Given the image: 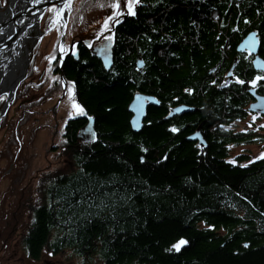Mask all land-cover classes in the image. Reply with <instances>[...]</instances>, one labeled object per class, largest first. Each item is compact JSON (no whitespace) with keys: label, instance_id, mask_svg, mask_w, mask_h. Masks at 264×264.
<instances>
[{"label":"trees","instance_id":"16d2710c","mask_svg":"<svg viewBox=\"0 0 264 264\" xmlns=\"http://www.w3.org/2000/svg\"><path fill=\"white\" fill-rule=\"evenodd\" d=\"M143 1L145 15L120 25L109 68L89 54L63 62L94 135L76 136L86 119L67 121L69 165L45 183L29 244L37 252L53 236L106 264H264V155L244 163L225 148L264 133L221 130L250 111L249 87L264 95L263 79L251 84L262 75L253 54L237 51L255 32L264 59V0ZM136 92L157 103L133 130ZM177 105L191 110L165 119ZM194 128L206 148L188 140Z\"/></svg>","mask_w":264,"mask_h":264},{"label":"rangeland","instance_id":"374dc122","mask_svg":"<svg viewBox=\"0 0 264 264\" xmlns=\"http://www.w3.org/2000/svg\"><path fill=\"white\" fill-rule=\"evenodd\" d=\"M5 2L0 0L1 5ZM117 2L120 0H71L65 8L63 40L56 4L50 3L39 18L38 28L35 26V30H32V38L27 41L28 65L25 76L9 97L5 92L0 93V200L5 198V194L14 193L6 190L7 184L11 185L10 188L18 192L11 209L18 205L24 183L32 186L29 193L35 197L39 194L38 190L34 191L36 185H45L53 174L69 165L63 154L64 141L60 133L64 120L72 113L76 117L81 108L74 99L72 84L61 83V88H58L60 80L64 79L66 83V79L58 76L60 68L56 65L68 53L67 46L70 49L73 47L74 38L83 37L84 32L91 28L100 30L102 39L107 38V42L94 46L91 53L94 49H103L104 54L108 55L112 42V9ZM62 46L65 49L61 51ZM260 78V75L255 76L251 84ZM259 114L262 116L250 114L245 120L234 121L233 129L264 132V115ZM197 136V133L193 134V137ZM231 152L233 155H247L244 161L247 163L264 155V141L233 146ZM36 189H41L43 195L42 187ZM74 263H79L76 256Z\"/></svg>","mask_w":264,"mask_h":264},{"label":"flooded vegetation","instance_id":"af4514ba","mask_svg":"<svg viewBox=\"0 0 264 264\" xmlns=\"http://www.w3.org/2000/svg\"><path fill=\"white\" fill-rule=\"evenodd\" d=\"M178 1H181V0H173L171 3H177ZM185 1H187L189 4L196 2V0H185ZM116 4H118V9L117 8L112 9L114 13V19L110 26L111 28L110 33L113 38L112 42H114L113 44H115V42L117 41V38H118L117 31L119 30L120 25L123 24V22L126 21L127 19L138 20V16L139 15L144 16L145 15L144 10L148 8L147 2L143 0H138V3L135 4V6L132 9V11H134L135 14L132 15V14H128L127 5L124 1L122 2V0H120V2H117ZM212 15L214 19L216 20L217 14L215 11L212 12ZM116 21H119V22H116ZM164 31L166 30L161 31L158 37L159 39H162V38L164 39V38L169 37L168 33ZM84 34L85 35L81 38L79 37L74 38V45L73 47H71V49L69 48V46H67V48L69 49L66 48V50H68L69 54L66 56L65 59L74 58L76 60L77 58L74 56L75 54L77 55L78 59L80 58L81 55H85V54L94 56L95 55L94 52L91 53L92 48H95L94 46H96L97 44L107 42V38L102 39V36H101L102 33L98 29L91 28V30L84 32ZM109 49L110 50L112 49V45L111 47L109 46ZM65 59L63 60V62L65 61ZM58 61L60 63V60ZM63 62L61 64L57 63L56 65L57 68H60L58 69V72H60V75L62 73L61 71H62ZM53 70L55 71L56 68L54 67ZM62 77H64L63 74H62ZM261 79H262V75H261ZM62 85H63V79H62ZM148 105H151V104L148 103L145 108V112L143 115V122L145 119ZM168 112H169V109L163 116L165 117V119L171 120L172 118L181 115V113H173V111L170 114H168ZM75 114H78V113H75ZM250 114H257L259 116H262L258 112L247 111L244 118H241V119L237 118L235 120H231V122L227 124H221V130L223 132H226V133L230 132L232 134L237 133V132H246V131L247 132L250 131L254 133L253 131L254 129L241 130V129H233L232 127V124L234 123V121L245 120L247 116ZM72 116L75 117L74 113H72L71 116L67 117L62 124V133L60 134L63 137V141H65L64 140L65 139V128H66L67 121L73 118ZM76 119H81V118H76ZM167 125H168L167 130L172 131L173 133L178 130L175 123H169ZM194 129L187 132L186 136L188 137L190 135L192 136L194 134L193 132L202 134L201 135L202 137L204 136L201 130H199L198 128H196L195 130ZM259 133H264V132H259ZM188 140L198 144L199 146L201 145V149H204L207 146L206 144L207 141H204L202 144L200 143L201 140L198 138L197 139L188 138ZM255 142H260L259 135H256V137L250 138L245 141L227 142L225 144V148L228 153V156H226V158L228 157L233 158L234 156H236V155H233V153L231 152V148L233 146H237L240 144H251V143L254 144ZM241 156H244V155H241ZM10 187L11 185L7 184L6 190L10 192H14V193L5 194L4 195L5 198L3 200H0V208H1L0 210V264H75L74 263L75 256L79 258V263L77 264H106L105 259L103 260V259L98 258L96 253L90 256L83 254L82 256V255L77 254L71 247H67V246L60 247V245L58 244V241H56L53 238V236H49L45 244L40 246L38 251L35 252V250L32 248V245L29 244L28 238L30 235V229L34 223V208L38 209L42 204L41 189H36V188L38 187L44 188L45 185H36L34 188L35 189L34 191L38 190L39 194L35 197H31V194L29 192L32 191V186L29 184L25 185L24 183L22 185L23 189L21 190L23 192H20L21 199L19 200V203L15 209H11V204L14 201L15 194H18V192L17 190L11 189ZM125 264H137V263L134 261V262H129Z\"/></svg>","mask_w":264,"mask_h":264},{"label":"water","instance_id":"95a60500","mask_svg":"<svg viewBox=\"0 0 264 264\" xmlns=\"http://www.w3.org/2000/svg\"><path fill=\"white\" fill-rule=\"evenodd\" d=\"M71 0H6V2L1 5L0 4V12L6 9L8 11V15H1L0 16V59H7L8 56L5 55V57L1 54L3 49L8 51V54H12V50H15V56L18 54V41L21 35H24V31L29 25H32L33 23L35 26L38 28V21L43 13V11L46 9L47 5L50 3H55L57 7L58 14L57 16L60 19L61 22V39L63 40V29L65 25V8L68 3H70ZM12 2H15L16 4H13ZM59 3H63L60 9ZM18 7V8H17ZM57 17V18H58ZM5 27V28H4ZM4 30L2 31L1 29ZM25 36V35H24ZM9 44V47H8ZM23 44V43H22ZM112 45V42L110 44V47ZM20 46V45H19ZM259 41L257 38V35L255 32L247 33L241 41L237 45V51H249L251 54H253V58L251 60V64L254 70H259L262 73V79L264 80V59L261 58L258 55L259 51ZM22 49V48H21ZM64 49V46H62L61 51ZM103 49H97L93 50L95 55L100 59L102 65L105 68H109L112 64V54L111 50L109 49L107 52L108 55H105L104 52L102 51ZM60 51V52H61ZM23 62L20 67H16L14 65V62L11 64L9 67L8 71L12 73V78L7 86L10 89V92L7 93L8 97L12 94L14 91L16 84L25 76L26 70H27V65H28V59H27V48L26 46H23ZM66 53L60 58V63L61 64L64 60V57L68 55ZM77 59V55H74ZM14 67H13V66ZM12 67V68H11ZM17 73H14V71H17ZM228 74V73H227ZM2 76V73H0ZM230 75V74H228ZM62 76V73H61ZM65 84V81L63 79V85ZM65 87H63V90ZM249 93L253 96V101L249 103L248 109L250 111H255L258 113H261L264 115V95L261 93H256V90L254 87H249L248 88ZM64 92V91H63ZM155 104L157 103L152 96L143 94V93H138L136 92L133 95V98L129 102L128 109L132 113V117L130 119V123L132 126L133 130H138L141 127V120L145 112V108L147 104ZM6 106L3 107L2 111L5 109ZM191 110L190 107L185 106V105H178L176 106L172 111L173 113H182L184 111H189ZM81 112L76 115L75 118H83L86 119V123L77 131L76 136L78 138H93L94 135V130H93V118L92 117H87V114L85 111L80 110ZM196 134V133H195ZM197 137H193V135L189 136V139H200V143L203 144V140L199 133H197Z\"/></svg>","mask_w":264,"mask_h":264},{"label":"bare ground","instance_id":"6f19581e","mask_svg":"<svg viewBox=\"0 0 264 264\" xmlns=\"http://www.w3.org/2000/svg\"><path fill=\"white\" fill-rule=\"evenodd\" d=\"M12 3L13 4H16L15 2H12ZM62 4L63 3H59L58 9H60V7L62 6ZM7 13H8V11L6 9H4L3 11L0 12V16L1 15H5ZM4 28L1 29V30L3 31ZM32 30H35V24L34 23L32 25H29L26 28V30L24 31V35L25 36L24 35H21V37L19 38V41H18V44H17L19 51H18L17 56H15V53H16L15 50L17 48L12 50V52H13L12 54L11 53L8 54V51L5 52L7 50V48L2 50L1 54L4 57H5V55L8 56V58L7 59H5V58L0 59V72L2 73V76L0 75V93H4V92L5 93H9L10 92V89L8 88L7 84L9 83L8 80H11L12 79V78H10L12 76V73L9 72L8 69H9V67L11 66V64L13 62H14V64H16V65H14L16 67H20L22 65V62H23V53H22L23 46H26V48H28L27 47V41L32 38V36H30V35H32ZM113 43L114 42H112V45H114ZM8 47H9V44H8ZM14 73H16V71H14Z\"/></svg>","mask_w":264,"mask_h":264},{"label":"snow or ice","instance_id":"6c2138e0","mask_svg":"<svg viewBox=\"0 0 264 264\" xmlns=\"http://www.w3.org/2000/svg\"><path fill=\"white\" fill-rule=\"evenodd\" d=\"M124 2H125L126 5H127V11H128V14H132V15H134L135 13H134V11H132V9H133V7L135 6V4L138 3V0H124ZM113 7L118 9V4H114ZM121 14H123V13H121ZM116 22H119V21H116ZM73 107H76V106L73 105ZM262 158H264V157H262ZM184 243H185V242L182 240V241L179 242V244L174 245V247H175L177 250H179L180 245H182V244H184Z\"/></svg>","mask_w":264,"mask_h":264}]
</instances>
